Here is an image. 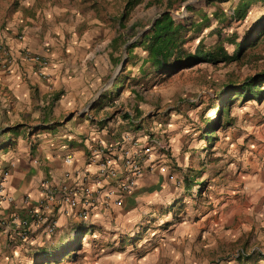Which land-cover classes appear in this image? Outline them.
<instances>
[{
  "label": "rangeland",
  "instance_id": "374dc122",
  "mask_svg": "<svg viewBox=\"0 0 264 264\" xmlns=\"http://www.w3.org/2000/svg\"><path fill=\"white\" fill-rule=\"evenodd\" d=\"M113 1L118 17L127 0ZM237 2L142 0L124 27L113 25L97 38L98 55L73 67L74 73L84 72L81 87L87 93L75 110L120 120L123 132L133 127L157 133L168 145L158 150L164 153L167 183L122 211H133L135 218L117 217L112 203L111 210L99 208L67 228L59 223L61 232L49 236L44 230L40 246L7 253L0 264H264V81L256 87L263 91L260 97L235 94L225 108L229 94L213 92L264 71V34L241 60L202 61L167 72L152 64L145 46L127 50L163 11L188 28L194 21L184 46L195 51L202 43L207 50L219 40L216 20L209 17L215 10L231 12ZM263 28L260 1L244 19L224 27L225 47L232 53L231 39L245 43ZM220 114L221 127L207 136L208 119ZM13 257L19 260L11 262Z\"/></svg>",
  "mask_w": 264,
  "mask_h": 264
},
{
  "label": "crops",
  "instance_id": "0c3cea01",
  "mask_svg": "<svg viewBox=\"0 0 264 264\" xmlns=\"http://www.w3.org/2000/svg\"><path fill=\"white\" fill-rule=\"evenodd\" d=\"M79 2L0 0V126L3 124L0 127V182L5 176V191L16 197L29 194L37 199L45 188L44 183L59 184L67 180L73 184L83 182L88 171L95 175L97 165L90 162L91 144L99 140L117 143L124 131L118 125L120 120L115 123L114 118L98 117V111L81 114L75 110L79 103L86 101L87 93L81 87L85 82L84 72L74 73L73 67L81 60L97 56L94 42L108 34L113 25L119 26L110 0ZM55 25L66 30L55 34ZM24 50L50 57L46 67L48 76L39 74L37 66L23 58ZM5 51L9 52V61ZM129 132L140 140L146 134L133 127ZM69 154L74 157L71 164L65 160ZM150 160H154L153 168L139 179L135 190L122 203H113L112 213L117 217L135 218L133 211H125V215L122 211L145 202V193L157 194L165 187L164 153L157 151ZM67 170L73 172L68 179L64 176ZM109 209L110 206L98 210L103 213ZM20 210L21 207L0 199L2 261L7 253L22 252L21 247L41 245L42 224L33 225L29 237L22 238ZM77 210L61 213L59 223L67 228L82 220ZM90 224H95L94 219ZM16 260L19 258L13 257L11 262Z\"/></svg>",
  "mask_w": 264,
  "mask_h": 264
},
{
  "label": "built area",
  "instance_id": "2783aa9c",
  "mask_svg": "<svg viewBox=\"0 0 264 264\" xmlns=\"http://www.w3.org/2000/svg\"><path fill=\"white\" fill-rule=\"evenodd\" d=\"M4 53L6 61H9V52ZM22 56L37 66L39 74L48 76L46 67L50 62L49 56L28 50H24ZM120 138L117 143L108 144L99 140L91 144L90 162L97 165L95 175L88 171L83 182L73 184L67 180L59 184L44 183L45 188L37 199L29 194L20 197L11 195L5 191L3 177L0 182V199L9 201L16 208H22L18 216H21L19 224L23 239L29 237L32 226L37 223L43 225L47 235L56 233L61 213L78 209L77 215L86 219L100 207L108 208L111 203H122L139 179L148 169L153 168L154 160H150L151 156L168 146L165 141L157 138L155 132L145 134L144 139L140 140L136 134L126 131ZM73 158L69 154L65 160L71 164ZM72 175V171H65V178Z\"/></svg>",
  "mask_w": 264,
  "mask_h": 264
},
{
  "label": "trees",
  "instance_id": "16d2710c",
  "mask_svg": "<svg viewBox=\"0 0 264 264\" xmlns=\"http://www.w3.org/2000/svg\"><path fill=\"white\" fill-rule=\"evenodd\" d=\"M141 1L142 0L126 1L123 11L118 17H115L116 21L119 22L120 27H124L125 20L128 18L131 9ZM260 1L264 2V0H238V2L231 7V12H220L219 10H215L211 17L205 14L204 17L216 20L217 27L215 31L219 37V40L212 44L207 50L204 49L202 43L198 45L195 51H191L184 46L187 39V31L195 24V22L193 21L191 27L188 28L184 23L177 22L170 11H163L158 17H156L150 28L145 31L142 36H139L130 45H127V50L132 51L137 44L145 46L152 64L158 70L165 72L178 69L183 67V65L191 66L202 61L219 63L241 60L245 55L247 48L259 41L264 34V28L251 38L248 37L245 43L231 39L236 42L235 50L232 53H230L225 47L226 35L224 34L223 29L230 24L233 19H244L252 7ZM204 17L202 20H204ZM262 81H264V71L251 76L240 83L229 82L228 84L223 85L220 90L213 89V92L216 94V97L217 95L224 96L229 94L228 96L230 97H227L225 100V108V106L230 105L234 100L235 94H240L245 99L249 95L260 97L263 91L262 89H256V87L261 86ZM115 88H117V85L112 89ZM230 89L233 93H229ZM221 120L222 114L218 115L214 121L208 119L207 136L210 132L214 133L215 129L221 127ZM203 183V181L200 182L201 185H203Z\"/></svg>",
  "mask_w": 264,
  "mask_h": 264
}]
</instances>
